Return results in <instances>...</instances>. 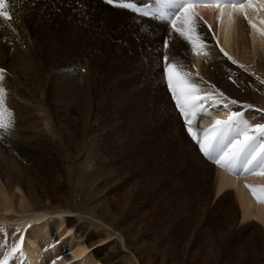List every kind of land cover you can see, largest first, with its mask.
Returning a JSON list of instances; mask_svg holds the SVG:
<instances>
[{"label":"bare ground","instance_id":"obj_1","mask_svg":"<svg viewBox=\"0 0 264 264\" xmlns=\"http://www.w3.org/2000/svg\"><path fill=\"white\" fill-rule=\"evenodd\" d=\"M71 2L16 0L14 10L18 22L15 19L13 22L16 30L0 24V39L1 34L12 38L13 54L20 61L26 63L27 59H34L31 52H22L20 57L19 49L24 46L22 39L29 36L24 19L32 14L42 20L51 19L50 15H46L50 12L54 20L59 19L62 12L67 14L72 10ZM87 2L92 12L85 15L84 20L88 22V33L94 36L97 22L108 16L113 6L104 0ZM195 11L199 15L198 32L208 52L207 57L193 54L191 46L174 33L166 22L126 9L119 11L129 20L126 23L131 31L129 39L135 43V48L132 49L127 43L123 45L125 47L120 50L121 56L116 61L120 65L124 55L131 56L139 70L138 76L144 77L145 82L149 81L147 87L143 84L141 88V84L138 90L134 88L139 100L144 92L152 100L144 104L145 112L150 114V118L155 114V121L160 124L164 122L167 131L168 123L172 129L179 122L175 102L163 74L164 62L161 57L167 55L169 61L182 65L185 71L191 73L192 82L199 86L201 95L210 96L203 102V107L208 111L196 117L194 130L202 133L213 120H225L232 112L243 113V118L251 125L264 124V35L252 28L236 10L226 8L223 18L214 7L198 6ZM229 11H232L231 18L227 15ZM247 12L248 20L255 23L257 28L264 29V23H261L264 21V10L257 7ZM149 35L153 36L154 41L150 40L153 47L149 46L151 50L148 51L147 47L141 46L140 38L143 41ZM166 41L167 47L163 46ZM37 60L36 56L35 62ZM4 61L6 58L0 51V62ZM68 77L67 84L73 81L70 75ZM54 88L55 99L76 102L73 84L67 86L66 94H62L56 83ZM154 97L158 100H154ZM123 107L124 104L122 110ZM116 119L115 114L111 120ZM183 128L184 132L187 131L186 125ZM175 131L182 132V126L179 124ZM186 135L189 140L192 139L188 132ZM27 140H21L18 134L15 137L12 132L6 136L0 134V229L4 230L0 232V261L8 256V264H264V203H258L245 187L246 184L264 186V175L248 174L240 169H237L238 175L230 173L206 157L199 145L193 144V139V143L186 141L191 168L188 172L200 176L198 168L205 163L209 165L210 189L214 190L215 199L226 212H231L235 217L240 215L243 225L236 230L237 218L223 221L219 211L217 227L205 231L200 204L203 194L201 182L198 181L193 192L196 201L192 199L195 219L183 226V233L177 237L174 231L178 225L174 221H153L151 213L141 211L145 206L134 201L136 198L132 194H127L125 181H116L119 173L112 169L108 159L103 164L95 165L91 174L75 179L77 192L74 193L72 206L65 203V197L62 205L53 206L51 196L55 193L54 188L60 185L59 179L54 174L39 171L45 162L38 160L37 155H32L35 156L32 157L34 160H30L27 146H31L33 151L38 145L35 142V146L28 145ZM27 161L33 163L32 168L27 166ZM95 182L98 183L93 186ZM39 183L44 187H40ZM116 187L124 195L121 194L120 200L114 202L116 207L101 203L112 199L111 193ZM176 205L179 206V203ZM130 212L133 215L131 221ZM166 212H173L177 216L179 207L170 206ZM23 224H29L30 228L20 229ZM145 237L153 238L154 243L144 240ZM21 240L22 251L9 255ZM103 243L108 244L105 252V248L98 246Z\"/></svg>","mask_w":264,"mask_h":264},{"label":"rangeland","instance_id":"obj_2","mask_svg":"<svg viewBox=\"0 0 264 264\" xmlns=\"http://www.w3.org/2000/svg\"><path fill=\"white\" fill-rule=\"evenodd\" d=\"M71 7L70 12H62L56 20L51 12L46 14L51 19L45 20L34 14L26 16L24 21L29 36L22 39L24 46L19 52L20 57L22 52H31L34 56L26 63L13 54L12 38L1 34L0 39V51L6 58V61L0 62V68L5 69L0 84L6 91V105L12 112L11 132L15 137L18 134L21 140L28 139V145L35 146L33 142L37 143L38 147L33 149L35 153L31 146H27L30 150L27 156L31 154L28 157L32 160L37 155L38 160L45 162L39 171L54 174L59 179L60 185L54 188L55 193L51 196L53 206L62 205L64 197L65 203L72 206L74 193L77 192L75 179L91 174L95 165L108 159L112 169L119 173L116 181H125L127 194H132L136 198L134 201L145 206L141 210L143 213H151L153 221H174L178 225L175 236L181 235L186 224L195 219L192 199L196 201L193 192L198 181L203 194L200 204L205 231L217 227L219 211L223 221L237 218L238 230V226L243 225L242 217H235L218 204L214 190L210 189L209 165L205 163L198 168L200 176L188 172L191 168L186 141L193 143V140H189L187 131L184 132L185 124L179 110L175 108L178 124L171 129L168 123V131L165 130L164 122L160 124L155 121V114L151 119L150 114L145 112L144 104L152 101L149 94L144 92L139 100L135 89L141 84V88L143 84L147 87L149 81L145 82L144 77L138 76L134 59L123 54L122 64L116 61L121 56L120 50L125 47L123 45L127 43L135 48V43L129 39L131 31L126 24L129 20L119 13V8L109 6L115 10L111 9V15L97 22L92 36L86 27L88 22L84 20V16L92 12L87 0H72ZM150 40L154 41L152 35L143 41L140 38L141 46L147 47L148 51L153 47ZM36 56L38 60L35 62ZM96 57H99L98 61ZM69 75L73 81L67 84ZM60 78L64 81L63 85ZM54 83L63 91L62 94H66L67 86L73 84L76 102L55 99ZM129 85L133 88L127 87ZM123 104L125 107L122 110ZM115 114L117 119L113 121L111 119ZM179 124L182 132L175 131ZM193 144L197 145L195 141ZM26 164L33 167L30 161ZM39 185L44 187L41 183ZM121 194L124 197L116 187L111 193L112 199L101 203L116 207L114 202L120 200ZM170 206L179 207L177 216L173 212L166 214ZM132 216L130 212V221ZM29 228V224H23L20 229ZM144 240L154 243L150 237ZM107 245L98 246L105 248V252Z\"/></svg>","mask_w":264,"mask_h":264},{"label":"snow or ice","instance_id":"obj_3","mask_svg":"<svg viewBox=\"0 0 264 264\" xmlns=\"http://www.w3.org/2000/svg\"><path fill=\"white\" fill-rule=\"evenodd\" d=\"M16 0H0V24L15 31L14 19ZM105 3L119 9L130 10L141 16L153 17L166 22L174 33L183 38L191 46L195 55L208 56L202 37L198 32L199 15L195 11L198 6L214 7L219 10L221 18L225 9L236 10L248 21L252 28L264 35V29L248 20V9L264 10V0H104ZM227 15L231 18L232 11ZM264 23V21H261ZM167 47V41L165 42ZM163 74L175 107L182 115L187 132L199 145L203 154L220 168L234 174L237 169L244 173L264 175V124L251 125L243 118V113L232 112L227 119H215L210 127L198 132L193 124L198 115L206 114L203 102L210 98L200 94V88L192 82L191 73L185 71L182 65L163 57ZM5 69L0 68V81L3 80ZM221 95H223L221 93ZM6 91L0 84V134L7 135L13 128L12 112L6 105ZM233 104L236 101H232ZM227 107V105H225ZM251 133H255L252 135ZM255 200L264 203V186L246 184ZM4 231L0 229V232ZM23 241L17 244L9 255L22 251ZM8 264V256L0 261Z\"/></svg>","mask_w":264,"mask_h":264}]
</instances>
